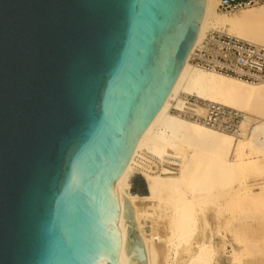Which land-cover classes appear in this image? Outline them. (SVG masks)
<instances>
[{"label": "water", "instance_id": "water-1", "mask_svg": "<svg viewBox=\"0 0 264 264\" xmlns=\"http://www.w3.org/2000/svg\"><path fill=\"white\" fill-rule=\"evenodd\" d=\"M206 0H0V264H147L115 183Z\"/></svg>", "mask_w": 264, "mask_h": 264}, {"label": "bare ground", "instance_id": "bare-ground-1", "mask_svg": "<svg viewBox=\"0 0 264 264\" xmlns=\"http://www.w3.org/2000/svg\"><path fill=\"white\" fill-rule=\"evenodd\" d=\"M218 7L206 0L184 65L115 183L134 207L147 264H218L226 252L228 264H264V81L192 61L212 29L264 45V3ZM191 97L242 112L238 131L188 117Z\"/></svg>", "mask_w": 264, "mask_h": 264}, {"label": "built area", "instance_id": "built-area-1", "mask_svg": "<svg viewBox=\"0 0 264 264\" xmlns=\"http://www.w3.org/2000/svg\"><path fill=\"white\" fill-rule=\"evenodd\" d=\"M264 0H219V10L236 12L243 8L263 4ZM192 61L209 70L245 78L251 82L264 81V45L258 44L223 29L209 31L201 45L193 52ZM190 103H199L205 109L200 114L194 106H187L184 113L207 125L236 132L243 120V113L228 106L191 97Z\"/></svg>", "mask_w": 264, "mask_h": 264}, {"label": "rangeland", "instance_id": "rangeland-1", "mask_svg": "<svg viewBox=\"0 0 264 264\" xmlns=\"http://www.w3.org/2000/svg\"><path fill=\"white\" fill-rule=\"evenodd\" d=\"M146 228L148 229V225L146 226ZM227 256H228V252L222 254L221 257L219 258L218 264H228V261L226 259Z\"/></svg>", "mask_w": 264, "mask_h": 264}]
</instances>
